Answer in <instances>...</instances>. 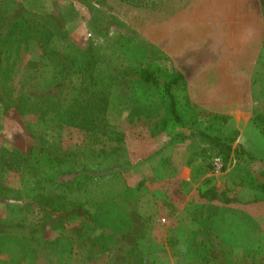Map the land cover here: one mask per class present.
I'll use <instances>...</instances> for the list:
<instances>
[{"label":"rangeland","instance_id":"obj_1","mask_svg":"<svg viewBox=\"0 0 264 264\" xmlns=\"http://www.w3.org/2000/svg\"><path fill=\"white\" fill-rule=\"evenodd\" d=\"M37 25L68 55L66 80ZM88 66L110 83L98 132L54 119ZM142 69L184 76L183 114L231 143L226 159L169 119ZM4 148L30 168L0 181V264H264V0H0ZM53 158L84 172L58 208L32 185Z\"/></svg>","mask_w":264,"mask_h":264},{"label":"trees","instance_id":"obj_2","mask_svg":"<svg viewBox=\"0 0 264 264\" xmlns=\"http://www.w3.org/2000/svg\"><path fill=\"white\" fill-rule=\"evenodd\" d=\"M29 31L32 33V37L34 36L38 42H42L43 56L46 57V64L55 72L54 74L57 81L66 80L70 68L72 69L73 67L68 61V55H65L64 59L53 49V45L51 44V31L47 27L39 25L30 27ZM90 64L91 63L88 65ZM106 76L107 73L98 70L95 71L93 66H88L84 70V73L75 79L77 83L75 86L77 93L72 99L70 106L60 110L55 115V121L60 125L76 127L88 132H98L103 129L105 126V114L109 101L110 88V83L109 85L106 84L108 79ZM139 77L143 82L162 89L168 101L167 115L174 123L187 128L191 134L198 133L208 140H218L221 138L220 136L216 137L218 134H215L210 126L198 127V123L202 122L200 117L196 115L186 117L185 114H183L184 111L181 107L182 103L178 100L175 93V89L184 88L185 81L181 73H172L167 79L161 80L153 71L142 69L139 71ZM206 120L210 122L208 117H206ZM220 140L223 141L225 145L224 149H221L218 154L224 157L223 159H226L231 152V143L227 142L226 138ZM233 151L236 154H241L239 149L235 148ZM53 160L55 161L54 163L51 160H48L50 164L46 163L48 172L44 173L39 179L34 180L32 185L39 190L48 191L47 189H43L42 186L40 187V185L49 183L51 191L48 192L42 202L45 205L58 208V205L64 199L70 197L75 188L79 186L77 182L81 177L79 175L84 172L76 171L74 168L70 167L59 169V165L56 163L57 158H53ZM28 168H30V165L20 152L15 150L8 151L5 148L0 150V181L5 173L20 172ZM47 175H49V177ZM56 175H69L70 178L67 180H60L58 179L59 176L56 177ZM261 185L264 187V182ZM52 187H54V189H52ZM215 194L214 191H205L202 193V196L215 198Z\"/></svg>","mask_w":264,"mask_h":264}]
</instances>
